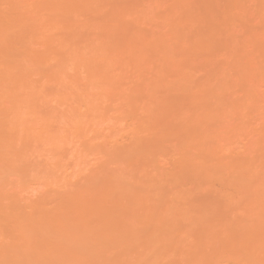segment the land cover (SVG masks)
Listing matches in <instances>:
<instances>
[{
	"label": "bare ground",
	"instance_id": "obj_1",
	"mask_svg": "<svg viewBox=\"0 0 264 264\" xmlns=\"http://www.w3.org/2000/svg\"><path fill=\"white\" fill-rule=\"evenodd\" d=\"M0 264H264V0H0Z\"/></svg>",
	"mask_w": 264,
	"mask_h": 264
}]
</instances>
